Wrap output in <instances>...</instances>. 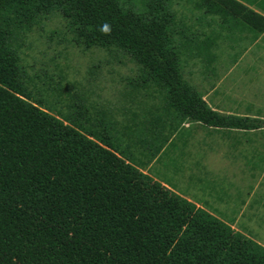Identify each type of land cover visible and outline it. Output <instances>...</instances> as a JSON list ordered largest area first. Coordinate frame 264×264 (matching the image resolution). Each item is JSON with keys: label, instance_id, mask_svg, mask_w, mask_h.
I'll return each mask as SVG.
<instances>
[{"label": "trees", "instance_id": "1", "mask_svg": "<svg viewBox=\"0 0 264 264\" xmlns=\"http://www.w3.org/2000/svg\"><path fill=\"white\" fill-rule=\"evenodd\" d=\"M171 1L140 14L122 0H0V18L59 10L84 46L117 47L145 69L189 122L257 129L211 110L183 80ZM197 1L231 28L264 32V16L243 0ZM6 36L0 27V264H264L263 245L90 140L79 117L65 123L30 101Z\"/></svg>", "mask_w": 264, "mask_h": 264}, {"label": "rangeland", "instance_id": "2", "mask_svg": "<svg viewBox=\"0 0 264 264\" xmlns=\"http://www.w3.org/2000/svg\"><path fill=\"white\" fill-rule=\"evenodd\" d=\"M150 2L122 0L121 5L146 14ZM197 2L168 4V39L179 44L183 80L211 110L248 116L257 129H215L189 122L145 69L117 47L84 46L59 10L28 20L7 12L0 27L7 32L6 46L16 58L24 91L38 108L65 123L79 117L95 132V137L84 134L90 140L108 143L165 187H172L173 170L179 166L219 168L213 186L234 187L236 201H209L205 206L230 207L222 216L264 246V35L249 44V33L231 28Z\"/></svg>", "mask_w": 264, "mask_h": 264}, {"label": "crops", "instance_id": "3", "mask_svg": "<svg viewBox=\"0 0 264 264\" xmlns=\"http://www.w3.org/2000/svg\"><path fill=\"white\" fill-rule=\"evenodd\" d=\"M262 1L263 0H243V3H249L246 5H248L251 9L255 10L256 12L264 16V10L257 7V5H260ZM244 33H249L251 37L250 39H247V40L249 44L251 43L252 45L256 44L259 40L261 41L262 39L260 38L261 36L264 35V32H263L262 34L258 35V38L254 39L253 38L254 36L252 33L248 31H244ZM228 114H231V113H228ZM233 115H236V114H233ZM172 160L173 161L175 160L174 156ZM219 175H220L219 168H212L210 166H205L203 165V163H201L200 166L195 165L194 168H191L190 166L188 167L179 166L173 170L172 187L171 188L167 186L166 187L169 188L175 194L186 199L187 201L193 202L196 205V207H201L209 211L216 217L222 219L223 221L231 225L230 222L232 221L222 216L223 214H225V212L227 213L231 210L230 207L226 208L225 210V207L223 205L221 209H218L217 207L212 206V205H210L211 207L208 206L209 207L208 209L205 206V205H208L207 202L209 203V201H229L230 199L231 201H236V189L234 187L228 189L227 187L225 188L221 187L220 184L218 185L219 187L216 186V188L213 186L214 185L213 179H215ZM223 197H225L226 199L223 200ZM196 201L203 202V205L202 204L199 205ZM232 208L235 209V205L232 204ZM243 209L244 207H242V209L239 211L240 214L243 212ZM232 228L234 227L232 226ZM234 229L244 233L238 228H234Z\"/></svg>", "mask_w": 264, "mask_h": 264}, {"label": "clouds", "instance_id": "4", "mask_svg": "<svg viewBox=\"0 0 264 264\" xmlns=\"http://www.w3.org/2000/svg\"><path fill=\"white\" fill-rule=\"evenodd\" d=\"M106 27V26H105Z\"/></svg>", "mask_w": 264, "mask_h": 264}]
</instances>
